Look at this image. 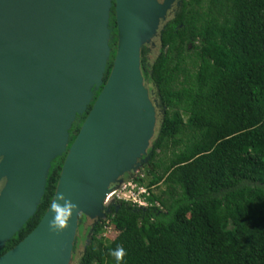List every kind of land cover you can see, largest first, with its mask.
Returning a JSON list of instances; mask_svg holds the SVG:
<instances>
[{
    "label": "trees",
    "instance_id": "16d2710c",
    "mask_svg": "<svg viewBox=\"0 0 264 264\" xmlns=\"http://www.w3.org/2000/svg\"><path fill=\"white\" fill-rule=\"evenodd\" d=\"M110 28L105 83L118 43L114 6ZM161 43L154 59L146 47L141 54L146 86L165 108L150 160L133 176L149 206L119 202L89 244L81 228L72 264H264V0L185 1ZM65 158L53 162L37 213L0 256L39 224ZM108 223L114 239L103 237Z\"/></svg>",
    "mask_w": 264,
    "mask_h": 264
},
{
    "label": "water",
    "instance_id": "95a60500",
    "mask_svg": "<svg viewBox=\"0 0 264 264\" xmlns=\"http://www.w3.org/2000/svg\"><path fill=\"white\" fill-rule=\"evenodd\" d=\"M173 1L0 0V248L35 216L53 162L66 155L46 213L0 264H72L80 215L103 218L108 194L149 162L160 104L141 54ZM113 6L118 43L105 83ZM65 203L72 210L54 230Z\"/></svg>",
    "mask_w": 264,
    "mask_h": 264
},
{
    "label": "flooded vegetation",
    "instance_id": "af4514ba",
    "mask_svg": "<svg viewBox=\"0 0 264 264\" xmlns=\"http://www.w3.org/2000/svg\"><path fill=\"white\" fill-rule=\"evenodd\" d=\"M160 1L163 2L164 0H160ZM185 1H188V0H174L173 1L172 6H171V9L168 11V15L166 17V20L161 23V27H160V30L158 32V37L153 40L154 45L152 43L150 45L145 46L146 48H148L149 53H152L153 51L159 52V51H161L163 49L162 43H161V31H163L165 29V27L167 26V24L170 22V20L172 19V17L178 12V10L182 6L183 2H185ZM148 88H149L150 92L151 91L153 92L152 99L157 100L159 102V104H160V108H158V110H157L158 111L157 126H156V130H157L159 124L163 120L165 108L161 105V102L156 97V91H155L154 87L153 86H150V87L148 86ZM148 153H149V150H148ZM134 175L135 174H133V176ZM127 177H129V176H127V175L124 176L125 179ZM2 186H3V183L0 184V190H1ZM112 187H114V186H112ZM106 204L108 206L110 205V212L109 213L106 212L103 218H97V219H93L92 220L90 218L85 217L84 215H80V219H79V229H78L77 238H78V236H80L79 235V232H80V229L81 228L83 229L84 232H87V231L91 232L93 230V227L96 225V223L103 222L106 219L107 215H109V214L112 213L113 208L118 209L120 207L119 203L114 200L113 193L110 194V199H109L108 202H106ZM89 232H88V234H89ZM88 234H87V237H88ZM4 247L0 248V251ZM78 253H81V251L79 249L76 251V253H74L73 259H74L75 254L77 255Z\"/></svg>",
    "mask_w": 264,
    "mask_h": 264
},
{
    "label": "clouds",
    "instance_id": "9594fccd",
    "mask_svg": "<svg viewBox=\"0 0 264 264\" xmlns=\"http://www.w3.org/2000/svg\"><path fill=\"white\" fill-rule=\"evenodd\" d=\"M140 171V170H139ZM139 173V172H138ZM138 173H135V174H138ZM131 180H134L133 179V176H132V178H131ZM130 181V180H129ZM126 182H128V181H126ZM136 182V181H135ZM137 183V182H136ZM138 184V183H137ZM123 185V184H122ZM121 185V186H122ZM120 186V187H121ZM138 187H140V188H146V187H144V186H141V185H139L138 184ZM147 189V188H146ZM119 190H120V188H119ZM118 190V191H119ZM148 190V189H147ZM117 190H114L112 193H113V197H114V200L115 201H117L118 203L119 202H126V201H120V200H118L117 198H116V193L118 192ZM139 189L137 188L136 189V193H139ZM148 193H149V191H148ZM143 197H145L146 198V200H147V195L146 194H144V195H142ZM149 196V195H148ZM126 203H132V202H126ZM133 204V203H132ZM134 205H138V204H134ZM139 206V205H138ZM72 205L70 204V203H65V204H62V205H60V204H58V205H56L55 206V210H54V215H53V217H52V220L50 221V227L52 228V229H54V230H56V229H59V228H62L63 227V225L65 224V222L67 221V217L69 216V214H70V212H71V210H72ZM139 207H141V206H139ZM115 258H116V260L119 262L120 260H121V258L125 255V250L122 248V247H117L114 251H112V253H111Z\"/></svg>",
    "mask_w": 264,
    "mask_h": 264
},
{
    "label": "built area",
    "instance_id": "2783aa9c",
    "mask_svg": "<svg viewBox=\"0 0 264 264\" xmlns=\"http://www.w3.org/2000/svg\"><path fill=\"white\" fill-rule=\"evenodd\" d=\"M139 189V193H136V189ZM149 195L146 188L138 187V184L134 180H130L120 187V190L116 193V198L120 201L132 202L138 204L141 207H148L149 203L142 195ZM107 227H105L106 229Z\"/></svg>",
    "mask_w": 264,
    "mask_h": 264
},
{
    "label": "rangeland",
    "instance_id": "374dc122",
    "mask_svg": "<svg viewBox=\"0 0 264 264\" xmlns=\"http://www.w3.org/2000/svg\"><path fill=\"white\" fill-rule=\"evenodd\" d=\"M158 54L157 51H153L152 53H149V58L150 59H154L156 57V55ZM129 177H127L126 179L124 178V183H126V181L131 180L133 174L127 175ZM142 208H147V207H142ZM107 228L105 229L104 233H103V237H105L106 239H114L117 236V232L115 230H113L112 226L109 225V223L106 226ZM88 239V238H87Z\"/></svg>",
    "mask_w": 264,
    "mask_h": 264
},
{
    "label": "bare ground",
    "instance_id": "6f19581e",
    "mask_svg": "<svg viewBox=\"0 0 264 264\" xmlns=\"http://www.w3.org/2000/svg\"><path fill=\"white\" fill-rule=\"evenodd\" d=\"M109 199H110V194H108V196H107V201H106V202H108V201H109Z\"/></svg>",
    "mask_w": 264,
    "mask_h": 264
}]
</instances>
